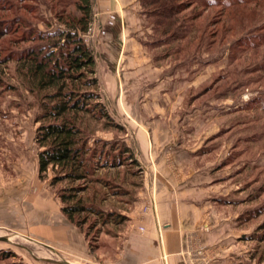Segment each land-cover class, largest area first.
<instances>
[{
    "label": "crops",
    "instance_id": "1",
    "mask_svg": "<svg viewBox=\"0 0 264 264\" xmlns=\"http://www.w3.org/2000/svg\"><path fill=\"white\" fill-rule=\"evenodd\" d=\"M95 11L101 24L92 47L96 77L126 131L123 140L141 169L142 186L122 210L126 222L103 234L107 241L98 248L106 253H91L85 233L47 195L36 201L33 236L92 264L105 257L108 264H257L238 221L243 187L226 163L227 144L219 142L224 128L220 122L212 131L210 108L188 103L212 77L213 64L157 60L153 26L140 0H97Z\"/></svg>",
    "mask_w": 264,
    "mask_h": 264
},
{
    "label": "rangeland",
    "instance_id": "2",
    "mask_svg": "<svg viewBox=\"0 0 264 264\" xmlns=\"http://www.w3.org/2000/svg\"><path fill=\"white\" fill-rule=\"evenodd\" d=\"M96 5L97 0H93L92 38L91 42L87 43L95 49L101 34V24L95 14ZM20 6L27 7L28 10H23L19 8ZM18 8L19 10H17ZM52 8H55V5L51 0H7V4H4V0H0V208H3L0 210V224L4 226L0 225V264H61L66 262L64 260L75 264H92L83 262L65 251L47 246L43 241L33 236L30 231L31 222L37 213L38 203L36 201L43 195H47L53 202L58 203L62 211V203L57 191L67 185L66 182H63L55 188L52 187V172H49L45 179H41L39 176V148L35 137L39 126L36 117L41 112L40 101L38 96L28 88L29 83L19 72L20 67L16 61L23 48L46 44V42H38V36L34 35L50 30L66 29V26L56 19L54 14L56 10ZM252 9L253 7L250 10ZM250 10L243 14L245 15L243 19L246 21L243 26L240 25L239 17L236 22H233L237 28L235 33H228L226 37H222L224 34H219L218 27L220 26L208 29L211 34L206 38L204 45H207L209 39L212 43L211 55L209 53L203 56L197 51L196 58L191 60L194 57L192 55L186 59L185 64H180V66L186 64L190 66L194 61H210L209 59L216 61L221 58L219 60L221 62L212 66L213 75L209 79L210 81L196 87L195 91L190 94L188 103L206 110L210 108L208 120L211 130L215 131L216 125H220V122L225 130V133L219 135L222 137L219 142L222 146L224 143L227 144L228 159L232 160L229 163L230 171L236 172L241 169V173L237 176V182L243 187L241 196L243 212L251 210L253 213H258L261 211L251 222L244 225L246 233L244 240L249 243L245 242V246L255 251L257 264H264V236L262 241L255 238L257 233L264 235L263 230L259 231L260 227L264 225V102L262 101L264 100V73L247 74V72L257 71L258 65L264 62V57H261L260 54L254 55L249 48L245 52L240 50V45L245 44V40L253 39L254 33L262 34L260 29L264 25V18L255 19L254 11ZM196 11L204 12L201 8ZM204 15L209 17L210 21H213L212 23L225 21L226 15L231 21V16L229 17L227 11L221 8L206 9ZM217 28L218 32L213 34ZM231 47H234L233 52L230 50ZM222 52L224 54L217 56ZM168 60L174 61L172 58ZM182 60L183 58L180 57L179 61L174 62L184 63ZM224 69L225 71H222ZM241 70L240 80H235L236 78L231 73ZM220 74L225 75L224 80L222 77L217 78ZM259 76L263 80L257 82ZM214 85L211 93H203L204 95L201 96L207 87ZM224 90L230 91L228 97L218 98V95ZM100 93L103 103L112 115L109 110L111 103L103 91V85L100 87ZM193 95H195L194 98ZM255 99L262 100L255 101L256 107L251 104L250 109L242 110L239 114L238 111L241 107ZM112 116L116 120L115 116ZM202 120L203 118H201ZM237 121H240L239 125H235ZM95 134H97L95 138L102 140H111L115 137L113 131L102 130L101 127ZM240 138L245 140L249 138L251 141L247 139L248 141L245 143L239 142L238 144ZM128 169L134 168L126 166L120 171L117 168L102 169L98 175L104 179L114 178L118 175L120 177L118 184H121L123 189L134 193L138 188L134 185L135 181L141 182L143 179L141 169L137 168L140 171L139 177L122 172L128 171ZM92 189L93 185L86 192L90 197L93 195ZM105 191L109 192L108 201L102 204L106 212L113 210L123 212L122 210L128 206L126 200H133L131 195H115L109 189ZM17 209L21 213L19 215L20 222L16 217ZM11 217L15 218V221ZM97 220L95 216L87 217V224L83 226V230L74 226L83 231L85 235L89 231L90 236L87 239L91 253L100 250V253L102 251L106 253L107 249L103 250L98 247L105 240L107 241L103 234L106 235L108 228L115 229L113 226L103 227ZM29 223L31 224L29 225ZM13 226L15 227L13 228ZM92 226L94 227L91 228ZM108 251L109 256L114 254L112 245ZM106 259L107 257L99 258L97 262L108 264L107 261L105 262ZM48 260H50L49 263H46Z\"/></svg>",
    "mask_w": 264,
    "mask_h": 264
},
{
    "label": "trees",
    "instance_id": "3",
    "mask_svg": "<svg viewBox=\"0 0 264 264\" xmlns=\"http://www.w3.org/2000/svg\"><path fill=\"white\" fill-rule=\"evenodd\" d=\"M51 1L55 5L52 9L56 10L54 12L56 19L65 25L66 29L50 30L34 35L38 36V42H46V44L23 48L16 59L20 67L19 72L29 83L28 88L40 101L41 112L36 117L39 126L35 137L39 148V176L45 179L48 173L52 172L51 186L54 188L60 183H67L57 193L62 203V211L71 224L83 230V226L87 224V217L95 216L103 227L118 228L126 222L127 217L120 211H104L102 204L108 201L109 196V192L105 190L109 189L115 195L127 194V196H133V192L123 189L124 187L118 184L120 178L118 175L104 179L98 174L102 169L117 168L120 171L126 166H132L134 169L122 172L132 176L139 177L140 171L137 169L139 165L132 149L123 140L125 129L117 123L103 103L100 84L96 77L95 53L83 38L88 33L93 19V0ZM262 1L140 0V3L143 14L153 26L150 45L156 53L157 60L172 58L174 61H179L181 57L184 62L182 64H185L190 56L194 55L191 60L196 58L197 51L203 56L209 53L211 55L210 40L208 39L207 45H204L206 38L211 34L208 29L220 26L219 34H224L222 37H226L228 33H235L237 28L233 22L239 17L240 25L243 26L246 22L243 14L252 7L250 11H254L255 19L264 18ZM4 4H7V0H4ZM19 8L28 10L27 7ZM198 8L204 12L196 11ZM211 8L227 11L231 21L226 15L225 21L212 23L213 21L204 15L205 10ZM218 28L213 34L218 32ZM260 30L262 34L254 33L253 39L245 40V44L240 45L241 52L249 48L254 55L260 54L264 57V25ZM230 50L233 52L234 47ZM222 54L224 52L217 56ZM220 59H217L218 61L209 59L210 61H205L203 64H216L221 62ZM241 72L242 70L234 71L231 75L238 80ZM256 72L264 73V62L258 65L257 71L247 74L253 75ZM222 74L217 78L222 77L224 80L225 75ZM259 80H263L262 77L259 76L257 82ZM215 85L202 90L201 96L211 93ZM229 92L222 91L218 98H227ZM192 97L194 98L195 95ZM260 100L262 99L248 102L241 107L239 114L242 110L250 109L255 101L260 102ZM239 124L240 121L235 123V125ZM99 127L102 130L113 131L115 137L111 140L95 138ZM223 133L225 130L221 132ZM247 139H238V144L245 143ZM231 161L227 159L226 163L229 164ZM240 173L241 169L236 171V175ZM92 185L93 195L90 197L86 192ZM134 185L140 188L142 183L135 181ZM133 200L127 199L126 203ZM260 212L253 213L251 210L243 212L238 221L244 226ZM261 230L264 232V225L260 227L259 231ZM113 231L108 228L107 234H113ZM255 235L258 241L263 240V233ZM86 236L87 238L90 236L89 231L86 232Z\"/></svg>",
    "mask_w": 264,
    "mask_h": 264
},
{
    "label": "built area",
    "instance_id": "4",
    "mask_svg": "<svg viewBox=\"0 0 264 264\" xmlns=\"http://www.w3.org/2000/svg\"><path fill=\"white\" fill-rule=\"evenodd\" d=\"M92 26H90V29H89V31H88V35H84L83 36V38H84V40H85V42L86 43H88L89 41L91 42V31L93 30V28H91ZM93 47V46H92ZM143 213L144 214H148L149 213V207H145L144 209H143Z\"/></svg>",
    "mask_w": 264,
    "mask_h": 264
}]
</instances>
